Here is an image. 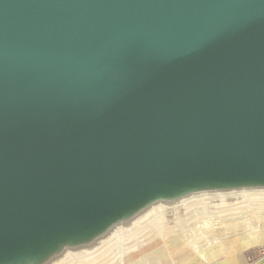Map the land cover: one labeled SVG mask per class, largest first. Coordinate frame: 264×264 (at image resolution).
<instances>
[{
  "label": "water",
  "instance_id": "1",
  "mask_svg": "<svg viewBox=\"0 0 264 264\" xmlns=\"http://www.w3.org/2000/svg\"><path fill=\"white\" fill-rule=\"evenodd\" d=\"M242 189L264 190V0H0V264Z\"/></svg>",
  "mask_w": 264,
  "mask_h": 264
},
{
  "label": "rangeland",
  "instance_id": "2",
  "mask_svg": "<svg viewBox=\"0 0 264 264\" xmlns=\"http://www.w3.org/2000/svg\"><path fill=\"white\" fill-rule=\"evenodd\" d=\"M201 196L202 197L194 200L185 198V200H174L173 202L165 204L162 211H160L162 220L159 224L149 228L150 230L155 229L153 232L151 231L152 233H148L149 236L147 232L150 230L148 229L147 232H145L147 235L142 238L148 236L149 239L147 238V241L143 242V245L148 242L156 243L157 241V243H159L157 246H160V240L154 236L166 229L172 230V233L169 235L170 237L166 238V240L169 239V241L192 242L193 240H201L205 244H217L225 240L239 238L241 235H249L251 231L264 228V213H259L261 211L260 209L264 211V190H218L205 193ZM248 197L253 200L250 204L253 205L252 208H255L254 214L247 211L246 208L238 210V208H235L233 206L234 204H232L236 200L245 201ZM222 202H225L227 206H218L224 204ZM201 205H204V208L208 209V211L203 213L200 211L199 213L197 210L200 209L198 207ZM153 214L147 213L145 214L146 216L141 217L137 221L124 225V232L134 231L137 226L149 223L150 220H152L151 217ZM184 224L188 225L186 227L188 230L185 233L183 232L184 230H182ZM158 227H160L159 230L161 231L158 230ZM123 234L125 235V233ZM152 235L153 237H151ZM141 236H138V238ZM127 238L128 239L124 242V248L122 247V253L117 251L113 259L108 258V256L111 255L110 251L103 254L105 248L110 246L109 244L100 252H98V249L96 250L92 247H90V249H81L80 253L82 254L77 257H71L67 264H129V253L127 252L126 245L130 244L135 237L129 238L127 236ZM121 241L117 243L120 244ZM98 256L101 257L99 258Z\"/></svg>",
  "mask_w": 264,
  "mask_h": 264
},
{
  "label": "crops",
  "instance_id": "3",
  "mask_svg": "<svg viewBox=\"0 0 264 264\" xmlns=\"http://www.w3.org/2000/svg\"><path fill=\"white\" fill-rule=\"evenodd\" d=\"M260 210L259 213H264ZM187 226L182 227L184 233ZM166 230L154 236L160 240V246L157 241L143 245L149 235L126 245L129 264H264V255L260 252L264 246V228L217 244H205L201 240L169 241L166 238L170 237L172 230Z\"/></svg>",
  "mask_w": 264,
  "mask_h": 264
},
{
  "label": "bare ground",
  "instance_id": "4",
  "mask_svg": "<svg viewBox=\"0 0 264 264\" xmlns=\"http://www.w3.org/2000/svg\"><path fill=\"white\" fill-rule=\"evenodd\" d=\"M203 193H205V192H200V193H195V194H203ZM199 197H202V196H198V195H195V196H190V198H188L189 200L190 199H192V200H194V199H196V198H199ZM188 199H186V200H188ZM185 200V199H184ZM253 202V200H251L249 197L247 198V200L245 199V201L244 200H242V201H238V200H236V201H234L232 204H234L233 206L235 207V208H238V210L239 209H241V208H246V210L247 211H250L252 214H254V209L255 208H252V204H250V203H252ZM222 203H224V204H220V205H218V206H222V205H225V206H227L226 205V203L225 202H222ZM164 203H162V202H159V203H156V204H153V205H151V207L148 209V210H144V211H142V212H140V213H138V215L139 214H141L142 213V217L143 216H146L145 214H147V213H152L153 214V212H154V214L152 215V217H151V219L152 220H150V222L149 223H145V224H142V225H139V226H137V228L134 230V231H129V232H124V227L123 226H120L118 229H116V231L113 233V235H111V236H109L108 238H105V239H100V241H98V243L94 246V248L97 250H99L98 252H100L102 249H104L105 247H107V245H109L110 244V246L109 247H107V248H105V250L103 251V254H105V253H107V252H111V255L110 256H108V258H110V259H113V257H114V255L116 254V252L117 251H120V253H122L121 251L123 250V246H124V242L126 241V239H128L127 238V236L130 238V237H135L134 239H136V238H138V236H141V235H143V236H141V237H144V236H146L148 233L150 234V232L151 231H153V230H155V229H153V230H150L149 228L151 227V226H155V225H157V224H159L160 223V221L162 220V215L160 216V211H162V209H163V207H164V205H163ZM200 204V203H199ZM205 206L204 205H201V206H199L198 208H200L199 210H197L199 213H200V211L203 213V212H206V211H208V209H205L204 208ZM157 211V212H156ZM146 212V213H145ZM156 212V213H155ZM145 213V214H144ZM140 219V218H139ZM153 223H152V222ZM152 224H154V225H152ZM150 230L149 232H147V230ZM160 229V227H158V230ZM161 231V230H160ZM145 232H147V234H145ZM123 233H125V235L123 234ZM148 234V235H149ZM134 235V236H133ZM122 240V241H121ZM120 242L121 241V243L120 244H118L117 242ZM121 244H122V246H121ZM123 247V248H122ZM82 253H80V252H78V253H76V252H74V253H70V252H67L66 254H64V257L61 259V260H59V261H57V262H53L52 264H67V262L69 261V259L71 258V257H77V256H80ZM100 255H102V254H100ZM99 258L101 257V256H98ZM90 262V261H89ZM112 262V261H111ZM110 262V263H111ZM86 264H88V263H86Z\"/></svg>",
  "mask_w": 264,
  "mask_h": 264
},
{
  "label": "built area",
  "instance_id": "5",
  "mask_svg": "<svg viewBox=\"0 0 264 264\" xmlns=\"http://www.w3.org/2000/svg\"><path fill=\"white\" fill-rule=\"evenodd\" d=\"M260 252L264 255V246L260 248Z\"/></svg>",
  "mask_w": 264,
  "mask_h": 264
}]
</instances>
